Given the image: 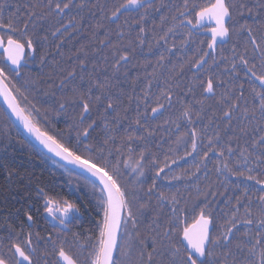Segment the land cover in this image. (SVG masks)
<instances>
[{"label": "snow or ice", "instance_id": "1", "mask_svg": "<svg viewBox=\"0 0 264 264\" xmlns=\"http://www.w3.org/2000/svg\"><path fill=\"white\" fill-rule=\"evenodd\" d=\"M130 6L136 7L138 18L131 22L125 19L123 25L116 23L113 32L109 25L119 21ZM245 13L253 17V24L245 21L237 29L235 23H229ZM205 19L215 22L207 50L197 48L192 56L172 62L170 54L177 45L173 41L169 47L170 36L187 29L181 33V47L189 45ZM148 20L151 29L145 26ZM133 25L137 29L134 38ZM148 32L152 40H147ZM73 34L86 36L87 43L69 55V60L75 58L71 70L60 67L56 60L46 78L25 71L26 56L33 62L38 57L41 66L46 64L49 52L42 49L50 37L59 41L55 44L59 52L66 37ZM233 34L245 37L243 49L233 44L230 55L223 49L218 53L217 39ZM146 44L148 53L153 48L162 51L151 73L146 71L151 60L140 64L146 83L137 94L140 75L130 77L128 66L137 67L133 61ZM0 55V95L11 113L48 152L81 170L79 175L89 193L83 207L64 201L66 206L59 212H54L45 199V211L58 221L61 231L44 236L33 230L36 219L30 207L23 208L27 224L21 220L19 230L12 218H19L22 210L10 211L0 224V231L5 233L0 235V264H264V0L251 5L249 0H207L206 4L196 0H182L180 4L166 0H23L21 4L17 0L14 11L8 10V0H0ZM167 64H171L169 75L161 81L156 66L163 69ZM185 71L191 76L177 79ZM77 78L87 81V86L75 83ZM154 82L158 94L152 92ZM45 85V95L49 91L54 95L55 90L62 93L57 115L67 114L70 106L78 110L76 117H70L67 130L51 125L48 110L41 113L37 106ZM185 97L191 99L186 101ZM125 98L128 107L124 106ZM133 100L135 116L129 118L126 114ZM177 105L178 120L192 127L187 139L178 137L176 143L184 144L185 156L199 148L196 171L201 164L206 167L210 153H216L220 159L215 171L240 181L233 186V195L227 197L230 207L221 213L224 223L219 227L213 199L224 193L213 184L204 189L197 184L191 203V192L185 197L180 189L165 192L157 185V178L171 165L167 155L161 165L152 150L153 138L162 126L151 122L166 107ZM94 111L97 118L89 115ZM0 120L7 124L8 113L0 110ZM122 120L130 121L127 128H121ZM164 123L181 127L177 121ZM0 141L7 142L3 149L7 150L13 138L0 130ZM189 141L191 151L187 150ZM0 165L7 172L8 186L0 189V195L6 197L15 191L12 184L23 185L13 179L19 176L15 169L2 161ZM150 169H155L152 183L145 188L142 178ZM241 185L242 191L235 195ZM37 195L45 196L44 189L37 187ZM90 201L103 211L102 219L96 222L97 234L82 241V234L73 232L69 239L63 230L91 209Z\"/></svg>", "mask_w": 264, "mask_h": 264}, {"label": "flooded vegetation", "instance_id": "2", "mask_svg": "<svg viewBox=\"0 0 264 264\" xmlns=\"http://www.w3.org/2000/svg\"><path fill=\"white\" fill-rule=\"evenodd\" d=\"M19 2L21 4H23V0H19ZM109 2H118V3H122L124 2V0H109ZM157 2H159V0H157ZM167 3H175V4H180L182 3V0H166ZM197 3H201V4H206L207 0H196ZM140 12L143 11V9H139ZM138 18V11L136 9L135 6H130V10L128 12H126L123 16L120 17L119 21L115 22V23H111L109 25V27L113 30V32H115L116 29V23H119L121 25L124 24V20L127 19L129 20V22L135 20ZM155 19L157 21V23H159V16L156 15ZM148 29L152 28V22L151 20L146 21V25H145ZM215 27V22L214 21H209L207 19H205V21L203 22V27H201L197 33L194 34L193 43H190L189 45L183 46L182 42L184 40V36L181 35V33H185L187 31V29H179L178 33L175 37H171L169 38V47L171 46V44L173 43V41L175 42V44L177 45V48H174L172 50L171 55V61L174 63H178L181 57L184 56H192L193 52L195 49L197 48H204L205 50H207V44L208 42H210L211 40V29ZM136 27L135 25H133V30L131 32V37L134 38L136 35ZM125 32L127 33V29H125ZM101 38H103V33L101 32ZM146 38L147 40H152V34L151 32H148L146 34ZM113 42L116 41V37L115 35L112 37ZM229 38H224L223 40H221L220 38L217 39V45H216V51L220 52L222 49L224 50L225 47L227 46V42H228ZM201 41L203 43H201ZM59 42L57 40H55V38H51L49 39V43L47 45L44 46V48L42 49L43 51H48L49 52V56L47 58V62L44 66H41L38 62V57H37V62H33L28 56L25 57V60L28 61L27 63V67L25 69L26 72H29L31 76L33 77H38L39 72L38 71H42L44 68H46L47 73H50L53 71V61H60V67L66 69V70H71V67L73 65V63L75 62V58L73 57L72 60H69L68 57L71 53H74L76 48L80 47L81 43H87V37L80 35V34H73L71 37H66L65 42L61 45V48L59 50V52H63L64 56L61 57L59 55V52L56 50L55 48V44ZM160 51H162V49L160 48H153L151 53L147 52V44L144 46V49L139 51L138 53V57L137 60H134L133 63L137 64V67H132L131 65L128 66V70H129V76H136L137 74L140 75V79H141V83L138 85L137 87V94H140V88L143 87V85L146 83V81L144 80V72L145 69L143 67H140V64H142L145 60H151L152 61V65H150L146 71L151 73L153 70V66L156 65V60L159 56ZM166 55H169L166 53ZM3 60V56L0 55V61ZM97 60H100V57H97ZM40 67V68H39ZM91 67V65H89V68ZM157 68V73L160 74V80L163 81L168 75H169V69L171 68V64H167L165 66V68L160 69L159 66H156ZM58 71V69H57ZM77 71H79V69H77ZM87 71V69H86ZM66 74V73H65ZM191 76L190 72L185 71V74L183 77H177V79H181V80H187L189 77ZM59 81L57 80V83ZM75 83H82L83 87L87 86V81L84 82H80L77 78L76 81H74ZM47 88V85H45V87L43 89H41V91H44ZM40 91V92H41ZM152 92L155 94L159 93V87L157 86V83L154 82L153 83V88H152ZM58 93V90H57ZM60 94L61 91H59ZM51 91L48 92L47 97L48 98H52V96L50 95ZM69 95H71V93H69ZM40 98V97H39ZM151 106H155L154 103H152L151 101L149 102ZM124 106L128 107V100L127 98L124 99ZM73 108V107H72ZM174 108V107H173ZM135 110H136V101L133 100L131 103V106L129 107V111L126 114L129 118H133L135 116ZM170 111L171 108L166 107L163 114L162 115H158L157 118L155 120H153L151 123L155 126L157 124L161 125L162 127H160L157 132L155 137L153 138V152H155L157 154V156L159 157V161H161L162 159H160L162 157L161 150H163L165 148L166 145V141H171V140H177L178 137H181V134L178 136H172L173 134H177L180 132H183L184 134H186L188 132V128H179L177 129L176 126H174L173 128L169 127L167 128L165 126V117H166V112ZM78 114V110L73 109V112H69V114L66 115V119H70V117H76ZM121 116L123 117L125 115V113L123 111H121ZM91 116V118H97V114L94 111L93 113L89 114ZM111 115V113H110ZM169 116H171V113L168 114ZM129 120H122L121 121V128H127L128 124H129ZM69 122H67L66 124L68 125ZM101 122L98 120V124H100ZM99 130V129H98ZM30 143V142H29ZM31 144V143H30ZM159 145V148L155 147V145ZM32 145V144H31ZM15 147H24L23 145H14ZM34 146V145H33ZM35 147V146H34ZM176 148H185L184 145H176ZM36 148V147H35ZM187 148H190V145H187ZM37 149V148H36ZM25 153V152H23ZM43 154V153H42ZM45 155V154H44ZM48 159H44V162L47 164L46 165V170L49 172V175L52 177L51 170L53 167L52 162L57 163L53 158H51L50 156L45 155ZM12 160V161H16V160H20L22 159L21 157L17 156L16 152H10L8 150H2L0 151V161L1 160ZM26 161V159H23ZM181 161V160H180ZM28 163H30V166H34L37 167L38 165V160H37V156L34 153H30V157H29V161H27ZM161 165L163 164L162 162H160ZM59 166V170L63 173V176H68L70 175V172L76 173L77 175H72V176H76V180H77V190L74 191V195L77 198V204L81 205V207H83V201L88 199L89 197V193L86 190L87 186L85 185V182L83 180V178L79 175L78 172L73 171L63 165H61L60 163H57ZM171 165H175V164H171ZM167 169H165L166 171ZM179 169H177L176 171H178ZM155 169H150L147 171L146 176L144 178H142L144 180V187L147 188L149 185H151L152 183V175L154 173ZM86 175V174H85ZM165 176V172L161 175V177L157 178V185L158 187L162 189V187L164 186L165 182H172L174 180L169 179H164ZM65 177L61 178L64 179L61 182L63 183L64 187L66 186L67 188H69V183H64L65 181ZM93 179V178H90ZM62 185V187H63ZM35 190L33 193V198L31 200H29L30 202L28 203L27 207H30L33 215L36 219V224L33 226V230L35 231H39L40 234L42 236L46 235L47 232H59L61 231V226L59 225L58 221H56L52 216L47 215L45 208H44V203H45V199L50 201L49 206L53 207L54 212H59L61 211L66 205L64 204V201H67L69 203H75V200L69 199L67 196H57V197H52L50 193V191L45 192V196L41 197L37 195V186H34ZM68 193V189L67 190H63V192ZM164 191V190H163ZM60 198V199H58ZM91 203V209L90 210H85V213L83 216L78 217L77 219L72 220L71 222L68 223L67 228H65L63 230V234L66 235L69 239H71L72 233L73 232H79L82 234V241L84 237H88V236H94L97 234V230H96V222L100 219H102L103 216V211L100 207H98L95 203V201H90ZM16 209H21L22 211L19 213V218L17 217H13L12 218V222L14 224L17 225V230H19V224L20 221L23 220L26 222V218L23 216V208H20L18 206L14 207L13 209L9 210L7 212V210H3L4 215L3 217L0 219V224L4 223V219L5 217L8 216V213L10 211H15ZM191 216L189 217V223H191ZM27 224V222H26ZM5 233L0 231V235H4Z\"/></svg>", "mask_w": 264, "mask_h": 264}, {"label": "trees", "instance_id": "3", "mask_svg": "<svg viewBox=\"0 0 264 264\" xmlns=\"http://www.w3.org/2000/svg\"><path fill=\"white\" fill-rule=\"evenodd\" d=\"M255 0H249L250 5L254 3ZM17 3V0H8V10L14 11L15 4ZM255 11V9H254ZM7 16V12L5 13ZM247 21L249 24H253V17L245 13L243 17H235V20L231 23H235L236 28L238 29L239 26ZM244 36H237L235 34L231 35L229 37V40L227 42V46L225 47L224 54L230 55V50L233 46V44H236L237 47H239L241 50L243 49L244 45ZM219 53V52H218ZM40 68V67H39ZM223 68V65H221V69ZM38 77H45L47 74L46 68H44L41 72L38 71ZM45 87V86H44ZM199 91V90H197ZM52 98H48L47 95L44 94V91L40 92V103L37 105L40 108L41 113H44L45 110H48V120L51 125H54L56 128H61L67 130V122H70V119H66V115L69 114V112H73V108L70 106L67 108V114H64L63 112L57 115L56 108L58 105V102L60 101V98L62 94L57 93V90H55V94H51ZM199 98V97H197ZM191 99V97H185V100ZM23 107V105H21ZM0 110L5 111L3 105L0 102ZM6 112V111H5ZM171 113V116L168 114ZM179 106L177 105L174 108H171L170 111L167 110L166 117L164 121L166 120H172L177 121L181 123V129L188 128L190 129L192 125H188L186 121H179ZM9 117V115H8ZM206 123V121H204ZM167 128H173L176 126L174 123H168L165 124ZM41 131L44 130L45 125L43 123V120H41ZM0 130L6 131L8 135H10L13 138L12 144L7 148L8 151L13 152L15 151L17 156L21 157L22 159L12 161V160H1L4 163H7L11 166V168L15 169L19 176L14 177V180H19V184L23 185L18 186L17 184H12L11 186L15 189L10 195H7L6 197L3 195H0V219L3 217L4 212L3 210H7V212L14 207L18 206L20 208L27 207L28 203L33 198L34 193V186H37L39 188H43L46 192L50 191L49 194H51L52 197L57 196H67L69 199L75 200L74 202L77 203V198L74 195V191L77 189V180L76 173L70 172L69 177L63 176L62 172L58 169L59 166L57 163L52 162L53 167L51 170V175H49V172L46 170V163L44 162V159H48L44 154H42L38 149H36L33 145H31L28 140L23 136V134L19 131V129L14 125L12 120L9 117V120L7 124L0 120ZM185 137L187 139L186 134L183 132L173 134L172 136H178L180 135ZM74 135V133H73ZM20 141H24V143H20ZM177 140H171L166 141L165 148L161 150L162 159L160 162H164L165 156L167 155L168 162L171 165V161L175 160V165H171L170 168H168L165 171V175L171 178L172 176H179L181 179L174 180L172 182H165L162 189L165 192H175L177 189H180L182 193H184V196L187 197L188 193L191 192V197L189 198V202L191 203V200L195 198L196 196V186L199 184L201 189H204L207 187L209 183L213 184L214 189H218L219 192L224 193V195H217L213 199V207L216 209L215 213V219L217 227H219L220 224L224 223V219L221 215L222 212H228L230 205L226 202L227 197L229 195H233V186L240 183V181L235 177L227 174L226 172L217 173L215 171V167L218 164L219 157L216 153H210L209 159L207 161L206 167L201 164L200 171H196L195 165L200 162V150L197 149L196 152H194L191 156H185V148H176ZM6 141H0V151L4 149V144H6ZM23 145L24 147H15L14 145ZM181 145H184L181 143ZM187 145H190V148L187 150L191 151V143L188 142ZM173 149V151H169V149ZM5 151V150H4ZM25 152V153H23ZM30 153H34L37 156L38 165L37 167L30 166L29 157ZM23 159H26L23 160ZM181 160V161H180ZM179 169L178 171H176ZM191 173H195V175H190ZM7 172L4 169L2 165H0V189H3L8 186V181L6 180ZM20 177H23L21 180ZM65 177L64 183H69V188L66 186L64 187L63 183L61 182L64 179H61ZM230 181L231 184H227V182ZM251 183V182H249ZM63 185V187H62ZM225 186L228 187V191L225 192ZM68 193L63 192V190H67ZM243 189V185L240 186V188L235 189V195H239L240 192ZM23 197V199L21 198ZM60 199V198H58ZM231 203H235L233 200ZM230 214V213H229Z\"/></svg>", "mask_w": 264, "mask_h": 264}, {"label": "water", "instance_id": "4", "mask_svg": "<svg viewBox=\"0 0 264 264\" xmlns=\"http://www.w3.org/2000/svg\"><path fill=\"white\" fill-rule=\"evenodd\" d=\"M0 102L3 105L4 109L8 113L9 117L11 118L12 122L15 124V126L20 130V132L24 135V137L31 142L37 149H39L42 153H44L47 156H50L53 158L56 162L60 163L61 165L76 171L78 173L81 172L80 169H78L75 165H72L68 163L67 161L63 160L61 157L56 156L55 153L48 152L46 148L42 144H40L39 140L36 139L35 135L32 133H29L24 127L22 122L11 113V110L8 108L7 103L4 100V97L0 95ZM86 174V173H85ZM87 175V174H86Z\"/></svg>", "mask_w": 264, "mask_h": 264}]
</instances>
